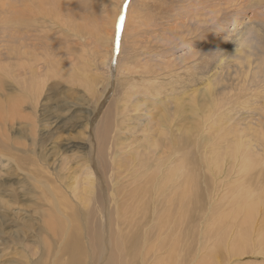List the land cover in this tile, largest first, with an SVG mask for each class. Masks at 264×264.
<instances>
[{"label": "rangeland", "instance_id": "rangeland-1", "mask_svg": "<svg viewBox=\"0 0 264 264\" xmlns=\"http://www.w3.org/2000/svg\"><path fill=\"white\" fill-rule=\"evenodd\" d=\"M183 3L0 0V264H76L83 247L85 264H264L252 246L264 241V71L231 65L234 40L212 31L193 64L154 62L156 32ZM106 116L109 203L96 166L103 205L88 204L85 165ZM172 138L175 163L162 153ZM223 140L252 147L249 174L209 157ZM148 151L167 161L149 184L133 172ZM182 160L191 172L171 186ZM153 213L161 223L148 227ZM237 240L249 253L235 254Z\"/></svg>", "mask_w": 264, "mask_h": 264}, {"label": "clouds", "instance_id": "clouds-1", "mask_svg": "<svg viewBox=\"0 0 264 264\" xmlns=\"http://www.w3.org/2000/svg\"><path fill=\"white\" fill-rule=\"evenodd\" d=\"M207 31L235 41L231 65L264 71V0H185L157 30L151 58L164 63L174 56L178 65L193 64L201 56L195 40Z\"/></svg>", "mask_w": 264, "mask_h": 264}, {"label": "bare ground", "instance_id": "bare-ground-1", "mask_svg": "<svg viewBox=\"0 0 264 264\" xmlns=\"http://www.w3.org/2000/svg\"><path fill=\"white\" fill-rule=\"evenodd\" d=\"M127 17H129V15ZM233 45L236 46L235 41L233 42ZM109 90H110V88H109ZM130 98L131 97H125L124 98L125 108L123 109L124 111L121 113V115H123V116L125 115V111H127L126 109L128 107ZM111 110H109V112H111ZM107 116H110V115H107ZM107 116H106V122L103 121L101 126L99 127L98 136H97V132L94 133V134H92V132H91L92 137H94V140H93L94 142L91 144V151H94V152L91 155L90 161L89 160L86 161L88 163L85 165V172H86L85 179H86V181H85V187H84L91 194L90 197H89L88 204L92 203V201L94 199H96V200L100 199L101 202H102V205H103V201H102V197H101V191L99 190V188L97 186V184L101 183V182L95 176V174L93 172V168L96 169V166L99 167V169H100V171L102 173V178H103V181H104L103 182V186H104V183H106V186L103 188V192H107L106 198L108 199V203H109V198L107 197V196H109V191H108L109 180L107 181L104 178V176H103V173L106 171V167H107V165L105 163L106 154L108 153V150H107V145L108 144H107V142H109V140L112 141V137H109V139H108L107 136H106L107 131L111 130V121L109 122L107 120V118H108ZM114 130L116 131V124H115ZM178 140L179 139H175V138H172V139L168 140L167 146L162 151L163 154H166V157H174L175 160L174 159L171 160L172 163H175V161L177 160L178 152H181V150L178 149V145H179ZM225 142H227V144H228L227 146L224 147L223 145H221L225 149L221 148V149L218 150V149H216L215 145H213V148H211V149H209L207 151V154L209 152V157H213L212 159L214 160V162H220L222 164H224L225 161L226 162L228 161L229 165H231L233 167H236L238 169L237 170L238 173L243 172L244 174H249L250 171L253 169L252 168V164L253 163H252V161L250 159L251 155H249V153H248L250 151V153L253 156L252 147L249 146L245 150V149H243L244 147L242 148L243 144L241 145L238 142V144L235 145L236 148L234 147V148H232L230 150L229 149L230 140L229 141L228 140L227 141L223 140L221 143L224 144ZM118 144L119 143L117 142V137H116L115 141H113V146H115L113 149H114L115 156H117V157L120 156V155L118 156L117 152H115L117 147H118ZM2 146H3L2 142H0V148H2ZM6 150H7V148L5 150H3V151L0 150V154L5 153ZM155 150H153V151L155 152ZM172 150L174 151L173 153H172ZM89 151H90V149H89ZM95 152H98V156H97L98 160L95 159V162H94L92 160V156H93V154ZM154 152L148 151V153H144V155L143 154H139L138 161L140 162V164H138L137 168L133 170V172H136V171L140 170V175H139V173L137 175L138 176V180L140 178L141 182L147 181L148 182L147 184H149V182L152 181L154 179V177H156L154 179V182H155V181H159L160 180V175L161 174H164V175L166 174V172H165V170H164L162 165L166 164L167 161L163 160L160 163L159 162L160 158L157 157ZM261 152L264 153V151H261ZM261 155H263V154H261ZM211 166H212V164H211ZM188 168H189V170L186 168L184 160H182L181 168H178L177 165H176L175 168H173L170 172H168L172 176V177H168V180L171 181V186H175V183L178 180H180V178H185V177L189 176V171L191 170L192 167L189 166ZM190 176L192 177L191 174H190ZM245 182H249V180H247ZM244 183H242L241 185L243 187H247L248 183H246L247 185H245ZM111 184H112V180H111ZM138 189H139V187H137V190ZM94 190H97V191L94 192ZM172 191H174V190H172ZM97 192H98V194L95 196V193H97ZM184 194L185 193H183V195ZM253 197H254L253 194L247 195L246 197H244L242 199V204H245L247 201H249V199H252ZM169 208H170V206H169ZM156 210L159 211L158 209H156ZM169 215H170V213H169ZM143 216H147V215L144 214ZM159 217L160 216L158 214L155 218H152L151 221L147 223L149 225L148 227H151L150 223L152 221H155V220H156V224L155 225H157L158 223L160 224L161 223V219ZM183 218H185V216L183 215L182 212H179V218L176 219V220L171 221L170 225L166 226L167 228L173 227V234H169L173 239H176L178 236H180V233H178L176 231L178 230V228L183 227ZM252 246H253V248L255 250L259 249L261 252H264V251H262V247L264 246V241L253 242ZM233 250H234L235 254H237V255H243L244 253H249L246 248L245 249L241 248L240 240H237L235 242ZM84 251L87 252L86 249L83 247L81 253L76 254L77 261H78L76 264H85V263H83V260H82V257L84 255ZM252 253H254V252H252ZM258 253H260V252H258ZM72 256H74V255H72ZM115 256H116V254H115ZM167 256H169L170 258H173V256H178L176 245H172L169 248ZM118 257H119V255L117 254L116 258H118ZM73 264H75V263H73ZM124 264H131V263L126 262Z\"/></svg>", "mask_w": 264, "mask_h": 264}, {"label": "snow or ice", "instance_id": "snow-or-ice-1", "mask_svg": "<svg viewBox=\"0 0 264 264\" xmlns=\"http://www.w3.org/2000/svg\"><path fill=\"white\" fill-rule=\"evenodd\" d=\"M119 27H120V26L118 25V29H119Z\"/></svg>", "mask_w": 264, "mask_h": 264}]
</instances>
